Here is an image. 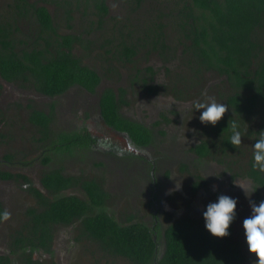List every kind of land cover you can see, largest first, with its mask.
<instances>
[{"label":"flooded vegetation","instance_id":"obj_1","mask_svg":"<svg viewBox=\"0 0 264 264\" xmlns=\"http://www.w3.org/2000/svg\"><path fill=\"white\" fill-rule=\"evenodd\" d=\"M63 1H53V6L59 10L58 13H53L46 3L38 5L48 9L57 33L70 35V51L73 57L81 66L93 72L97 81L90 85V79L82 78V83L73 82L62 91L49 94L34 87L24 73L23 76L20 74L12 79H7L0 73V107H3L0 109V129L7 123L11 128L0 131V264H46V261H52L53 264H70L73 247L75 249L77 241L82 240L95 241L104 250L99 241L87 235L82 224L84 217L98 211H104L120 222L111 204L115 198L114 186L103 176L104 170L108 172L103 167L110 168L114 174L112 177L116 176V183L118 181L119 185L126 186L128 183L127 187H131V192L135 194L138 187L132 186V177L138 169L133 165L127 177L123 171L128 170L129 164H132L131 160L135 159L136 163L140 164V161L146 158L149 169L147 168L148 173L146 170L145 175L149 180L151 191L148 197L154 220L151 226L145 224L151 228L153 238L157 242L156 250L161 254L165 249V229H162L158 220L162 204L159 201L161 196L158 193L155 173L157 163L145 155L146 158L143 159L141 149L153 143V129L158 123L150 122L157 116L156 96L162 92L161 88L165 85L158 80L156 66L154 62L151 63V58L159 51L169 50L164 36L165 28L162 36L165 49L156 48L154 26L152 33L147 34L148 36L145 33L147 25L152 27V23L157 20L151 19L139 34L135 33L138 29L130 32L125 28L124 21L130 19V14L131 18L132 15L135 16L144 2H128L127 6L132 9L119 24L124 26L122 29L116 28L115 33L109 35V30L106 29L110 15L108 0H105L107 12L104 15L96 10L91 1ZM67 8L68 13L65 12ZM79 15L83 25L77 29ZM94 31L105 32L98 40L91 35ZM124 43H133L134 50L131 54L123 50ZM25 46L27 44H21L20 47ZM180 79L184 80V75L180 76ZM167 84L172 87L175 82H172V85ZM227 86L229 91V85ZM108 91L114 96L113 121L118 123L126 120L144 126L151 132L150 142L140 144L125 129L109 121L102 102ZM8 93L9 97L6 98ZM131 94L135 97L131 98ZM133 99L138 106V113L126 109L129 105L132 106ZM8 101L10 104L7 105ZM1 103L7 106H1ZM224 103L226 104L225 99ZM147 111L151 118L143 115ZM162 118L165 117L162 115ZM201 130L202 134L203 126ZM196 144L190 146V149L199 156L192 150ZM110 157L116 158L117 166L111 167ZM181 162L183 163L178 166L184 169V161ZM89 165H94L95 170ZM97 167L100 170H97ZM137 172L139 173V170ZM200 182L202 184L199 187L204 185L205 180ZM196 185L193 189L197 188ZM117 190L123 194L118 185ZM263 190V187H259L257 192L262 193ZM90 192L93 193L96 204L93 203ZM228 193L229 191L225 195ZM64 197H75L87 206L80 215L72 214L68 220L55 218L52 221H44L45 213L52 214L47 211L52 208L51 203ZM257 201L259 205L264 200L261 197L258 200L257 197ZM251 214V210L244 214L238 213L234 208V218L231 222L233 238L237 227L242 228L244 232L243 220L250 218ZM134 222L140 221L130 220L123 223ZM64 227L74 231L75 236L66 240L60 230ZM159 229L160 233L157 235ZM243 235L245 236V233ZM159 238L163 241L159 242ZM239 248L242 253V247Z\"/></svg>","mask_w":264,"mask_h":264},{"label":"trees","instance_id":"obj_2","mask_svg":"<svg viewBox=\"0 0 264 264\" xmlns=\"http://www.w3.org/2000/svg\"><path fill=\"white\" fill-rule=\"evenodd\" d=\"M85 1H91L100 14H106L105 0ZM127 1L141 4L147 0ZM63 2L69 3V0ZM175 4L178 5L174 11L176 16L174 13L168 16L179 32L192 71L222 75L230 88L224 96L228 112L215 126L204 125V137L192 150L204 157L213 155V149L222 155L237 151L240 145L234 147L230 143L231 126L235 122L241 136L250 137L245 173L256 185L257 192L259 187L264 188V171L253 168V145L264 133V0H178ZM11 7L10 20L0 22L3 77L12 79L24 73L34 87L49 94L58 93L73 82L82 83V78L90 79V85L97 81V76L73 57L70 35L56 32L45 6L30 0H13ZM27 15L36 25V35L17 40L14 38L17 23ZM153 26L156 48L165 49L162 38L165 24L157 19L152 27L147 25L146 36L154 31ZM21 44L27 46L20 47ZM123 50L131 54L133 43H124ZM102 102L111 123L125 129L140 144L150 142L151 132L144 126L126 120L113 121L114 96L109 91ZM90 195L96 204L93 193ZM86 206L75 197H64L51 203L52 208L47 211L52 214L45 213L44 221L68 220L72 214L80 215ZM82 222L90 238L99 241L109 254L118 255L130 264H241L244 261L239 243L232 235V224L229 235L218 238L206 229L203 215L199 219L188 217L169 223L161 254L156 250L151 228L143 222L120 223L104 211L86 216Z\"/></svg>","mask_w":264,"mask_h":264},{"label":"rangeland","instance_id":"obj_3","mask_svg":"<svg viewBox=\"0 0 264 264\" xmlns=\"http://www.w3.org/2000/svg\"><path fill=\"white\" fill-rule=\"evenodd\" d=\"M30 1L38 4L46 3V6L52 9L53 13H58L59 11L57 7H54L55 3L52 0ZM108 2L110 3V15L106 29L108 28L109 35H111L115 33L116 28L122 29L124 25L120 26L119 24L132 8L127 6V0H108ZM176 2L178 0H147L140 6L135 16L132 15L131 18L130 14V19L124 21L126 30L138 29V32H135L136 34H139V31L149 24L151 19L152 21L158 19L166 26L164 30L169 50L159 51L155 57L151 58V63L154 62L153 64L156 66L158 80L165 85L161 88L162 92L156 96L158 102L157 106H155L157 116L152 118L153 121L151 120L150 122L157 121L158 123L153 129V143L141 149V157L143 159L148 157L157 163L155 173L159 186L158 193L161 196L159 201L162 204L160 206L161 211L158 212V220L162 229H165L169 223L180 219L188 217L199 219L209 203L216 202L218 195H225L228 191L229 193L226 195L236 199L235 208L238 213L245 214L249 212L251 210L250 201L258 206L257 197L258 200L260 197L264 200V190L261 191L262 193L256 192V185L245 173L250 137L248 138L247 135L241 136L240 148L235 152L232 151L224 155L219 154L214 149L213 155L200 158L190 149V146L198 143L203 138V133L201 134L200 130L205 125L199 120V116L204 109H195V104L210 103L212 99H215L217 103L225 104L224 96L228 92V86L224 76L215 72L205 70L192 71L187 60L188 54L183 50L179 32L168 16L169 13L173 14L178 9ZM12 4L13 0H0V22L10 20L13 15L11 11ZM174 15L176 16L175 13ZM79 17L77 29L83 25L81 16L79 15ZM20 18L17 23L18 30L15 31L16 39L24 41L29 36L34 37L36 35V25L30 15H27L26 18ZM104 32L94 31L91 35L99 40ZM182 75H184V80L180 79ZM125 82L127 83V79ZM172 82H175V85L170 87L167 83L172 85ZM9 94H7L6 98L9 97ZM134 97L132 95L131 98ZM131 102L132 106L129 105L126 109L138 113V106L135 105L136 101L133 99ZM4 104L1 103V106ZM6 104H10V101ZM2 108L0 107V109ZM141 111L143 110L141 109ZM143 115L151 118L148 115V111ZM162 115L165 118H162ZM8 125L9 123L4 125V128H1L0 131L6 130L5 128L9 127ZM145 160L140 161V164L136 163L137 160L135 159L134 161L131 160L132 164H129L128 170L125 169L123 171L127 177L133 165L139 170V173L137 172L138 170L135 171L132 177L134 180L132 186L138 187L135 194L131 192V187H127L128 183L126 186L123 184L119 185L118 181L116 183V176L112 177L114 174H112L110 168L103 167L108 170V172L106 170L103 171L104 173L106 172V174L103 173V176L108 183H112L115 190V198L111 203L113 211L122 223L130 220L144 222L149 226L153 223V209L148 197L151 190L148 177L145 175L146 170L148 173L149 162L147 158ZM181 161H184V169L178 166L183 163ZM89 163L91 164V161ZM110 165L112 168L118 165L116 158L110 159ZM91 166L89 165V167ZM91 168L95 170L94 165ZM97 170H100V168L97 167ZM202 179L205 180L204 185L200 187L198 185L197 188L193 189V186ZM117 185L122 189L123 194L117 190ZM239 185L249 195L246 196ZM60 230H62L66 240L75 236V232H71L67 227L60 228ZM159 233L160 229L157 235ZM243 234L242 228L237 227L234 239L238 241L239 246L243 249L244 261L242 264H255L257 258L254 253L248 251L246 237ZM160 241H163V239L161 238L160 240L159 238ZM46 264H53V262L46 261ZM70 264L130 263L123 258L113 256L102 250L95 241L86 242L82 240L77 241L75 249L73 247Z\"/></svg>","mask_w":264,"mask_h":264},{"label":"clouds","instance_id":"obj_4","mask_svg":"<svg viewBox=\"0 0 264 264\" xmlns=\"http://www.w3.org/2000/svg\"><path fill=\"white\" fill-rule=\"evenodd\" d=\"M195 109H204L199 116L200 122L213 126L228 111L227 105L217 103L215 99H212L210 103H196ZM231 127L233 134L230 138V143L232 146L238 147L241 144V133L238 131V125L235 122L232 123ZM253 148V168L258 167L260 171H264V133L254 143ZM239 186L244 190L241 185ZM245 195L247 196L249 193L245 192ZM235 205V198L220 195L217 198V202L209 203L206 206L203 218L206 229L212 235L218 238L229 235L228 228L234 218ZM250 205L252 214L250 218L243 220L242 227L246 236L248 251L254 253L257 258L255 264H264V201H261L258 206L250 201Z\"/></svg>","mask_w":264,"mask_h":264}]
</instances>
